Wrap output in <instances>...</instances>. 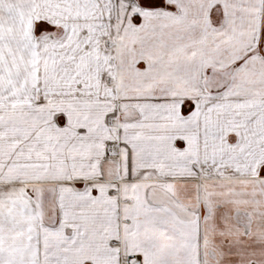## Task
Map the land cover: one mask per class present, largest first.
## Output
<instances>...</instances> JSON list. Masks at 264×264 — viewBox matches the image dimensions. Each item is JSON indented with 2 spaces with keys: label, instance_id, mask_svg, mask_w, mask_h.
Segmentation results:
<instances>
[{
  "label": "snow or ice",
  "instance_id": "obj_1",
  "mask_svg": "<svg viewBox=\"0 0 264 264\" xmlns=\"http://www.w3.org/2000/svg\"><path fill=\"white\" fill-rule=\"evenodd\" d=\"M0 264H264V0H0Z\"/></svg>",
  "mask_w": 264,
  "mask_h": 264
}]
</instances>
